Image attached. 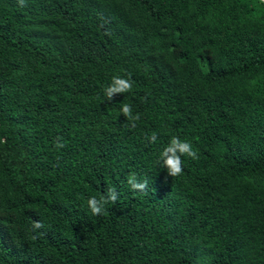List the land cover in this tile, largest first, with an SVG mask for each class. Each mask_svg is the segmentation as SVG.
I'll list each match as a JSON object with an SVG mask.
<instances>
[{
  "label": "trees",
  "instance_id": "1",
  "mask_svg": "<svg viewBox=\"0 0 264 264\" xmlns=\"http://www.w3.org/2000/svg\"><path fill=\"white\" fill-rule=\"evenodd\" d=\"M0 264H264V0H0Z\"/></svg>",
  "mask_w": 264,
  "mask_h": 264
},
{
  "label": "clouds",
  "instance_id": "2",
  "mask_svg": "<svg viewBox=\"0 0 264 264\" xmlns=\"http://www.w3.org/2000/svg\"><path fill=\"white\" fill-rule=\"evenodd\" d=\"M132 87L133 81L130 78L117 75L112 77L111 83L104 88V96L107 101H111L116 95L130 92ZM120 112L131 122L132 127H135V122L140 119L139 113L133 114V109L130 104H123L120 108ZM156 139V133H153L152 136L148 138V142L155 143ZM57 147H63V145L60 144L57 145ZM196 156L197 153L193 149L192 144L181 140L177 136H173L160 152L157 164L166 170L169 177H176L183 172L184 162L182 157L195 159ZM127 185L130 190L143 193L148 188V181L146 179L140 181L135 173H131L127 177ZM117 198L116 190L110 188L105 194L101 195L100 198L90 197L87 200V208L93 216L102 215L106 210L105 206L110 202L115 203ZM42 226L40 222H34V228H41Z\"/></svg>",
  "mask_w": 264,
  "mask_h": 264
}]
</instances>
